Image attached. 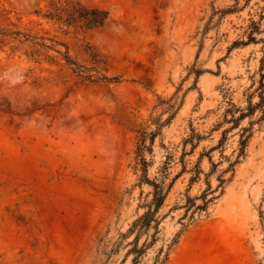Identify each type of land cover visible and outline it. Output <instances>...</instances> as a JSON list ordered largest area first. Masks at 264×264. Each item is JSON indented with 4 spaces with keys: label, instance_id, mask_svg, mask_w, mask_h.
<instances>
[{
    "label": "rangeland",
    "instance_id": "rangeland-1",
    "mask_svg": "<svg viewBox=\"0 0 264 264\" xmlns=\"http://www.w3.org/2000/svg\"><path fill=\"white\" fill-rule=\"evenodd\" d=\"M79 1L110 11V25L89 39L122 81L72 88L65 71L56 78L58 67L0 45V264H132L135 236L123 235L150 191L134 170L136 131L169 118L159 98L177 113L146 155L149 177H162L168 154L166 183L181 176L141 264H264V106L212 151L232 127L222 123L229 104L264 94V0ZM46 4L0 0V27L65 39L39 25ZM244 127L252 135L239 158ZM193 129L205 138L182 160ZM202 195L208 209L182 219L188 197L200 205Z\"/></svg>",
    "mask_w": 264,
    "mask_h": 264
},
{
    "label": "trees",
    "instance_id": "trees-1",
    "mask_svg": "<svg viewBox=\"0 0 264 264\" xmlns=\"http://www.w3.org/2000/svg\"><path fill=\"white\" fill-rule=\"evenodd\" d=\"M7 13L6 10H2L0 19ZM35 14L39 17V25L46 22L54 29V32L62 33L65 39H61L57 34H51L52 30L33 31L13 26L0 27V45L2 47L9 46L11 56H17L19 59L35 65L47 63L50 66L58 67L56 72L53 71V73H56V78H59L63 74L62 72L65 71V76L74 79L72 88L110 86L119 84L122 81L121 76L111 73L107 59L92 45L89 39L91 34L110 25L112 17L109 10L84 4L79 0H47L45 7L36 10ZM251 29L250 39L254 40L253 36L257 28L252 26ZM261 70L264 71V58ZM261 87L264 88V73L262 74ZM260 98L261 100L258 103H253L250 100L244 108L234 103L229 104L223 115L222 123H230L232 127L224 130L223 137L220 139L219 144L212 148V151L223 145L229 131L240 127L242 121L253 116L258 109H262L264 94ZM159 102V106H168L169 118L164 121L162 117L152 118L151 124L136 131L138 142L134 170L141 173L138 185L141 188L148 185L150 191L146 194L145 202L142 205L145 212L133 222L128 232L123 235L124 238L135 236L130 243L131 249L126 255V260L130 256H134L132 264H141V259L147 253V250L155 245L162 219L159 215L160 210L164 206L176 179L181 176L179 173L171 183H166L168 178L167 168L174 158L173 154H168L161 170L162 177L155 179L149 177V168L153 162L148 161L146 155L148 153L153 154L156 138L162 134L164 127L172 122L177 113L173 111L174 106L169 105L165 99L159 98ZM152 125L155 126L154 129L151 128ZM250 130L247 127L241 130L242 135L238 149L239 158L246 155V149L252 134L250 133L248 136H245V134ZM204 138L193 129L192 133L182 142L184 151L181 159L184 160L187 155L186 148L188 145H191L194 151ZM212 164L215 165L213 162ZM184 172H186L185 166L182 173ZM195 181L196 177H192L191 184ZM141 195L143 196L144 192ZM201 198L204 199V202L199 205L196 203V199L188 197L187 203L184 205L186 214L182 219L190 217L189 219L193 220L196 213L208 209L209 201H207V197L202 195ZM143 236L146 237V240L140 245ZM159 262L160 259L156 264Z\"/></svg>",
    "mask_w": 264,
    "mask_h": 264
}]
</instances>
